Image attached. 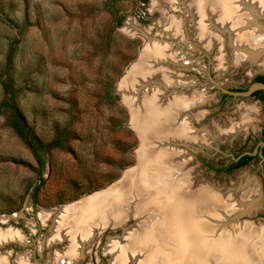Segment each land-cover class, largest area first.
<instances>
[{
    "label": "rangeland",
    "instance_id": "obj_1",
    "mask_svg": "<svg viewBox=\"0 0 264 264\" xmlns=\"http://www.w3.org/2000/svg\"><path fill=\"white\" fill-rule=\"evenodd\" d=\"M229 4L0 0V101L9 81L40 142L61 140L34 149L0 114V230L19 235L0 243V258L8 264H264V159L255 154L230 172L216 170L263 141L264 99L253 86L264 76V44L253 57L239 58L241 47L217 18ZM260 9L253 25L264 33ZM180 95L182 103L196 100L180 114L194 123L197 141L179 142L175 131L167 132L175 136L167 148L185 164L177 170L170 150L151 152L158 144L144 142L135 124L157 108L146 133L160 139L161 123ZM143 143L164 171L138 185ZM129 172L132 186L118 193ZM188 189L193 199L184 194ZM82 200L93 206L74 221L90 236L70 251L69 239H56L54 229L62 208ZM179 206L183 218L174 220L168 214ZM122 246L133 249L121 256Z\"/></svg>",
    "mask_w": 264,
    "mask_h": 264
},
{
    "label": "bare ground",
    "instance_id": "obj_2",
    "mask_svg": "<svg viewBox=\"0 0 264 264\" xmlns=\"http://www.w3.org/2000/svg\"><path fill=\"white\" fill-rule=\"evenodd\" d=\"M165 1L172 2L173 0H165ZM240 2H241V0H230V3H232V4H229V6L231 7V10H228V13H226L224 16L223 15L222 16H217V18L218 17H223L222 18V23H221V25L219 24V26L222 27L225 30L229 29L230 31H232V33H233L231 35L232 44H234V47H238V46L241 47L240 51L239 52L237 51L238 53H240L239 58L241 57L243 60H246V59H249V58L253 57V55L257 53L258 49H260L261 46L264 44V33H263V31L262 32L261 31H257V28L253 25V22L256 21V20L254 21V19H256V15L257 14H256L255 11H258L257 8L261 7L260 11L261 12L263 11V13H264V0H245L244 2H241V3ZM245 2L250 4V6L251 5L253 6L252 10H251V8L247 9L245 7L246 6ZM202 4H203V2H202ZM229 11L233 12V13H235V12L236 13H241V15H237V16L228 15L230 13ZM234 17L240 23L237 26V28L236 27L232 28V22H234V21H232V19ZM215 18H216V16H215ZM215 22H217L216 19H215L214 23ZM244 33L248 34L249 38L245 37ZM151 44H149V45H151ZM134 76H136L135 78H137V77L143 78V77H140L141 75H137V74L134 75ZM177 80L175 79V82H178ZM164 83L167 86L168 85L170 86L174 82L173 81L172 82L165 81ZM140 88H142V86ZM140 88H139V90H140ZM134 93H136V92H134ZM141 94H143V92H140V95ZM183 96H184V94H183ZM181 97H182V95H180V97H177V99H178L177 101L174 100L175 104H174L173 107H172V105L170 106V108L172 107L171 109H173V108L175 109V112L172 113L171 111H169L170 116L168 114L167 117L168 116L169 117L165 118V121H163L161 123L162 124L161 127L163 129L162 130L163 131V133H162L163 135H162V137L160 139L154 138L152 135L149 136V134L146 133L147 131H149L148 128L150 129V128H152V125L156 124V121L158 119V112H159V110L157 108H154V107L149 108L148 113L146 112V117L142 121H140L139 123L135 124V126L138 129V132L142 135V138H143L144 142L150 140V141L156 142L158 144L156 146H149L148 149L151 152L156 151V150H164V149L170 150V153L173 154L172 157H170V160H171L170 163L173 166H175V168L177 170L178 169L180 170V168L184 167L185 164H184L183 160L181 159V157L179 156V154L176 151H172L170 148H167V145H166L167 144V139L171 140L172 137L176 136L175 139H177L179 142H181L182 140H186V141H189L191 143H194V142L197 141L196 131L193 130L192 129L193 126H191V125H194V123L193 124H191V123L189 124L188 121L182 120V118H181L182 115L180 114V113L184 112L183 110L186 111V109L190 107V104H189L190 102H191L192 105H194L196 100H194V98L191 97V98H188L189 102L183 101V103H182L181 102L182 100L180 99ZM161 102L165 103L164 100H161ZM186 103H187V105H186ZM177 105H180V106L177 107ZM176 112H177V115L175 114ZM144 126H145V128L143 129L142 127H144ZM170 130L171 131H175V136H171V137L168 136L169 134H167V132L170 131ZM146 147H147V145H145V143H143L141 145L139 151H138V164H137V168L138 169H137V171H135L136 173L139 174L138 185H140V181L142 183V181L147 180L148 176H151L152 174L154 175V174H156V172L160 173L161 171H164L159 165L160 159L159 160H158V158L151 159V157H149V155L147 153ZM187 173H188V171H187ZM161 176L163 177V180H165V179L168 178V173H163V174H161ZM130 179H131V173L130 172L126 173V176H125V179H124L126 181H125V183H123V182L120 183V185L118 186V193L119 192H123V191L125 192V189L129 188L130 186H132L131 184H133V183H132V181H130ZM129 182H131V183H129ZM147 186L146 187L141 186L139 191L141 192V191L147 190V188L148 189L151 188L150 187L151 185L150 186L147 185ZM184 194L189 199L190 198L193 199V197L195 195L194 193H192V189H188ZM116 196L117 195H115L113 199H115ZM198 199H201V195L198 197ZM204 200H205L207 205L210 203V199H209L208 195L205 196ZM78 203H80V204H78ZM78 203L77 202L74 203V204H76L74 206H72L73 205L72 204V205L65 206V207L62 208V211L60 212V216H59V218H58V220L56 222L55 229H54V232L59 234V235H57L56 239H62L64 237H67V239H69V241H70V244H69V247H68L69 250L75 248L78 245V243H79L78 240H80L79 239L80 237H82L84 239L83 236H86L87 238L90 236V235H85L87 233V230L88 231H90V230L88 228L84 227L83 225L78 224V222H76L74 220L76 219L77 216H81L82 214H85L84 213L85 211H87V210L89 211L93 205H91V204H89V203H87V202H85L83 200L78 202ZM183 206H179V211H175L174 213H169L168 215H171L174 220L176 218L182 220V218H183L182 217ZM115 209H117V210L121 209L120 212L123 211L122 207H116ZM199 210H201V207L199 208ZM206 210H208V209H206ZM206 210H204V214H205ZM205 216L207 218L206 214H205ZM102 219H105V217L103 216ZM207 220L210 221L211 219L207 218ZM101 223H103V222H101ZM181 223H182V221H181ZM206 224L210 227V225H209L210 223L209 222L206 223ZM78 225L80 227H82V231L78 230V228H77ZM207 225H201L200 229H206V230L209 229L207 227ZM99 226L100 227L98 229L101 230L102 229L101 227H104L105 224L104 225L101 224ZM18 236H19L18 233L12 231L11 229L0 230V241H1L0 243L6 242V241H10V240H15V237H16V239H18ZM205 245L207 246V248H212V245L210 243H208V242H206ZM80 248L81 247H79V249ZM131 249H133V248H130V251H131ZM74 251H77V249H75ZM117 251L120 252L119 254L121 256H123L125 254H128L127 252H130L128 248L126 249V246H122L121 249H119ZM77 252H80V250L77 251ZM114 253H115V251L113 252V254ZM71 255H72V253H71ZM68 256L69 255H67V257ZM70 257H72V256H70ZM123 262H124L123 264H126L127 261H123ZM142 262L143 263H140V264H148L147 260H143ZM118 263L119 262H115L114 261V264H118ZM0 264H8L7 259L5 260L4 258H0Z\"/></svg>",
    "mask_w": 264,
    "mask_h": 264
},
{
    "label": "trees",
    "instance_id": "obj_3",
    "mask_svg": "<svg viewBox=\"0 0 264 264\" xmlns=\"http://www.w3.org/2000/svg\"><path fill=\"white\" fill-rule=\"evenodd\" d=\"M256 81L264 82V76L256 77ZM4 89H5V96L0 101V114L6 115V121L8 125L22 138L26 140V142L35 149V146L45 147L47 149H51L57 147L61 144L60 138H55L50 143L44 145L40 142L39 138L34 134L32 126L28 123L26 116L22 113L19 107L16 104V96L17 92L13 88L12 84L9 81H4ZM260 95V97L264 98L263 90H257L255 95ZM263 140H264V130H263ZM262 153L264 155V148H262ZM255 156L250 154H245L242 158L237 161L233 162L230 165L224 168H216L218 171L230 172L233 169L239 168L248 164ZM40 159L38 158V162ZM41 183L44 182V178L39 174ZM41 184L38 185L34 190V196L36 197L37 191L39 190Z\"/></svg>",
    "mask_w": 264,
    "mask_h": 264
},
{
    "label": "water",
    "instance_id": "obj_4",
    "mask_svg": "<svg viewBox=\"0 0 264 264\" xmlns=\"http://www.w3.org/2000/svg\"><path fill=\"white\" fill-rule=\"evenodd\" d=\"M253 88H261L260 90H263V92H264V82L257 81L256 84H255V86H253ZM260 148H264V140L262 142H259L257 144V146L255 147V149H254L253 152H247V153H244V154L255 155L258 152H260ZM244 154H242V155H244ZM260 155L262 156V158H264V155L261 152H260ZM241 156H239V157H241Z\"/></svg>",
    "mask_w": 264,
    "mask_h": 264
},
{
    "label": "flooded vegetation",
    "instance_id": "obj_5",
    "mask_svg": "<svg viewBox=\"0 0 264 264\" xmlns=\"http://www.w3.org/2000/svg\"><path fill=\"white\" fill-rule=\"evenodd\" d=\"M255 96H257L258 97V99H264V98H262V97H260V95L258 94V95H255ZM263 130H264V128H263ZM261 139L263 140V131H262V136H261ZM260 152L262 153V148H260ZM260 152H258L257 154L259 155L260 154ZM263 154V153H262ZM242 155V154H241ZM240 155V156H241ZM245 155V154H244ZM243 156V155H242ZM242 156L241 157H239V160L242 158ZM264 159V158H263ZM239 160H237V161H239ZM236 161V162H237ZM226 167V166H225Z\"/></svg>",
    "mask_w": 264,
    "mask_h": 264
}]
</instances>
